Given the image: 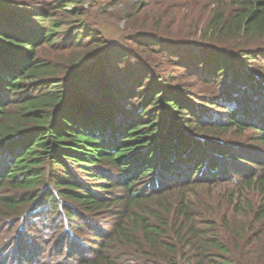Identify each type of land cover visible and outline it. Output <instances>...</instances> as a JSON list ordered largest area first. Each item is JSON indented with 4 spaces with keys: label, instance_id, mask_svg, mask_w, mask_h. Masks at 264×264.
I'll return each mask as SVG.
<instances>
[{
    "label": "trees",
    "instance_id": "trees-1",
    "mask_svg": "<svg viewBox=\"0 0 264 264\" xmlns=\"http://www.w3.org/2000/svg\"><path fill=\"white\" fill-rule=\"evenodd\" d=\"M191 2L0 0V264H264V0Z\"/></svg>",
    "mask_w": 264,
    "mask_h": 264
},
{
    "label": "rangeland",
    "instance_id": "rangeland-1",
    "mask_svg": "<svg viewBox=\"0 0 264 264\" xmlns=\"http://www.w3.org/2000/svg\"><path fill=\"white\" fill-rule=\"evenodd\" d=\"M83 9L89 14V24L93 27L94 30H99L107 37V39L111 43L122 42V38L125 36V13L129 9V7L134 3V0L131 1H123V0H83ZM196 0V2L187 3L185 6H180V19L183 16L193 14L195 17H202L203 13H207L208 8L207 2L205 0ZM206 9V10H205ZM189 12V13H187ZM142 16V14H141ZM178 17V19H179ZM205 19V18H204ZM181 83H186L190 85V80H185ZM199 88L195 87L192 90L196 91ZM237 139V138H233ZM236 141H240L241 143L244 140L241 138ZM264 148V145H263ZM146 180V179H145ZM235 189L228 184H223L219 186L212 187H200L193 190L192 194L189 195L190 199H196L195 202L198 203L197 209L208 211V213H213L217 215L218 218H222L223 212L226 210L227 216L230 217V213L233 208L228 205L229 197ZM253 195V197H255ZM249 197V198H248ZM252 194L247 193V199L252 202L254 205V201L257 200L255 198L253 201L251 199ZM208 215V214H206ZM208 218V216H205ZM107 218H103L102 220H106ZM236 219H239L236 217ZM47 255V254H46ZM45 255V256H46Z\"/></svg>",
    "mask_w": 264,
    "mask_h": 264
}]
</instances>
